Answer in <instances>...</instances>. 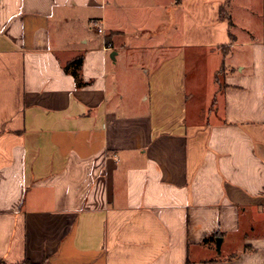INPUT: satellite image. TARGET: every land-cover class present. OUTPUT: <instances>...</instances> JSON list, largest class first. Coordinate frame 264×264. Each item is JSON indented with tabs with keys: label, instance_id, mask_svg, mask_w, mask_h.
Listing matches in <instances>:
<instances>
[{
	"label": "crops",
	"instance_id": "0c3cea01",
	"mask_svg": "<svg viewBox=\"0 0 264 264\" xmlns=\"http://www.w3.org/2000/svg\"><path fill=\"white\" fill-rule=\"evenodd\" d=\"M210 2L0 0L1 264H264V39Z\"/></svg>",
	"mask_w": 264,
	"mask_h": 264
},
{
	"label": "rangeland",
	"instance_id": "374dc122",
	"mask_svg": "<svg viewBox=\"0 0 264 264\" xmlns=\"http://www.w3.org/2000/svg\"><path fill=\"white\" fill-rule=\"evenodd\" d=\"M215 1L221 4L224 0H212L211 5ZM228 13L231 14L235 25L230 30L236 33L241 41L257 42L264 39V0H234L228 7ZM218 25L219 27L225 25L227 29L229 28L227 22L224 21L219 20ZM234 55V57H228L225 63L229 64L237 58L250 60L251 47H236Z\"/></svg>",
	"mask_w": 264,
	"mask_h": 264
},
{
	"label": "trees",
	"instance_id": "16d2710c",
	"mask_svg": "<svg viewBox=\"0 0 264 264\" xmlns=\"http://www.w3.org/2000/svg\"><path fill=\"white\" fill-rule=\"evenodd\" d=\"M180 1V0H178ZM232 0H226L223 4H221L220 6V18L221 19H228L229 21V25L232 26L233 25V21L231 19V16L228 13V7L230 5ZM232 36V35H231ZM83 64V55H80L76 58H74L73 60H71L66 66L65 69L68 71L72 68V73L75 76V78H77V80H79V85L82 84V81L80 80V69L82 67ZM221 233H214L213 235H211L210 237H206L204 240H213L217 235H220ZM1 264V263H0ZM25 264H47L46 261L40 262V263H33V262H29V261H25Z\"/></svg>",
	"mask_w": 264,
	"mask_h": 264
},
{
	"label": "built area",
	"instance_id": "2783aa9c",
	"mask_svg": "<svg viewBox=\"0 0 264 264\" xmlns=\"http://www.w3.org/2000/svg\"><path fill=\"white\" fill-rule=\"evenodd\" d=\"M90 27L93 30L97 31V33H100V34L105 33V28H104L103 22L100 21L99 19L92 20L90 22ZM107 45H108V47L112 46L111 44H107Z\"/></svg>",
	"mask_w": 264,
	"mask_h": 264
},
{
	"label": "water",
	"instance_id": "95a60500",
	"mask_svg": "<svg viewBox=\"0 0 264 264\" xmlns=\"http://www.w3.org/2000/svg\"><path fill=\"white\" fill-rule=\"evenodd\" d=\"M223 238L222 237H218L216 240V247H217V251L220 252L221 250V243H222Z\"/></svg>",
	"mask_w": 264,
	"mask_h": 264
}]
</instances>
